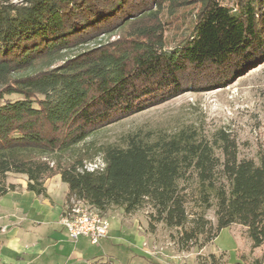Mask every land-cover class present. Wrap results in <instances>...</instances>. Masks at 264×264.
Returning <instances> with one entry per match:
<instances>
[{"label":"trees","instance_id":"trees-1","mask_svg":"<svg viewBox=\"0 0 264 264\" xmlns=\"http://www.w3.org/2000/svg\"><path fill=\"white\" fill-rule=\"evenodd\" d=\"M183 13L186 28L168 42ZM262 63L264 0H0V198L16 189L9 175L25 176L27 191L42 197L44 182L59 176L66 204L103 216L147 206L150 227L181 231V250L233 225L252 249L264 247V154L240 158L228 131L137 129L78 149L196 88L189 78L213 75L214 89ZM95 155L103 167L90 172ZM189 189L202 212L214 206L215 224L203 213L189 219ZM237 264H264V254Z\"/></svg>","mask_w":264,"mask_h":264},{"label":"rangeland","instance_id":"rangeland-1","mask_svg":"<svg viewBox=\"0 0 264 264\" xmlns=\"http://www.w3.org/2000/svg\"><path fill=\"white\" fill-rule=\"evenodd\" d=\"M185 14L180 15L178 20L174 21L175 23L168 26L166 32L168 42L174 40L186 28ZM199 78L205 81H196L194 77L187 79L189 83L187 85H197L196 88H188L187 92L166 103L98 130L79 145L78 149L87 151L102 144L114 143L124 134L137 129L142 131L159 129L171 132L191 126L205 136H210L220 129L228 131L236 139L239 157L257 161L258 155L264 154V63L246 68L214 89L211 88L216 83L213 75H201L197 79ZM93 159V164L98 159L100 161L98 155H95ZM188 193L186 208L189 219H192V215L203 213L208 221L215 224L214 206L202 212L195 192L192 193L189 189ZM150 213L151 210L147 206L129 215L113 208L104 217L108 221L119 220L125 224H129L130 218L133 221L136 220L139 233L145 236L148 234L151 239L150 241L146 239L143 248L152 257L163 256L162 254L174 255L171 260L179 261L180 257L176 256L180 252L181 258L182 254L198 253L197 259L202 262L201 264H237L241 256L252 262L264 254V247L251 248L246 229L239 225L222 230L215 240L201 249L199 246L202 238L198 237L187 250H181L178 241L181 231L169 229L161 223H153V228L150 227ZM211 254L214 258H211Z\"/></svg>","mask_w":264,"mask_h":264},{"label":"crops","instance_id":"crops-1","mask_svg":"<svg viewBox=\"0 0 264 264\" xmlns=\"http://www.w3.org/2000/svg\"><path fill=\"white\" fill-rule=\"evenodd\" d=\"M7 181L16 189L0 198V264L202 263L198 253L181 258L180 252L179 261L171 260L174 255L152 257L143 248L149 235L140 234L131 218L129 224L108 221V235L98 245L85 238L73 242L60 223L67 187L59 176L44 182L46 197L27 191L25 176L11 175Z\"/></svg>","mask_w":264,"mask_h":264},{"label":"built area","instance_id":"built-area-1","mask_svg":"<svg viewBox=\"0 0 264 264\" xmlns=\"http://www.w3.org/2000/svg\"><path fill=\"white\" fill-rule=\"evenodd\" d=\"M60 223L73 242L85 238L92 245H98L109 231V222L103 215L93 209H85L83 203L75 199L65 205Z\"/></svg>","mask_w":264,"mask_h":264},{"label":"bare ground","instance_id":"bare-ground-1","mask_svg":"<svg viewBox=\"0 0 264 264\" xmlns=\"http://www.w3.org/2000/svg\"><path fill=\"white\" fill-rule=\"evenodd\" d=\"M102 167H103V164H102L101 160L99 161V159H98V161L95 162L94 164L93 163H90L88 165V167H86V169L91 172V171H93V170H95L97 168H102ZM83 207L85 209H93V208L89 207L88 205H84V204H83ZM93 211H97V210H94L93 209Z\"/></svg>","mask_w":264,"mask_h":264}]
</instances>
